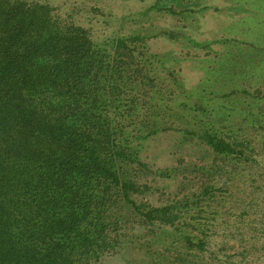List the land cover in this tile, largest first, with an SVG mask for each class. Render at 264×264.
Listing matches in <instances>:
<instances>
[{"label": "trees", "instance_id": "trees-1", "mask_svg": "<svg viewBox=\"0 0 264 264\" xmlns=\"http://www.w3.org/2000/svg\"><path fill=\"white\" fill-rule=\"evenodd\" d=\"M260 1L242 5L236 36L203 42L170 28L100 42L50 2L0 0V264H98L124 248L154 264H246L255 249L264 264L263 216L246 220L249 206L264 211ZM194 9L149 0L142 12ZM183 37L203 54L152 46ZM166 133L206 153L197 185L185 176L161 202L144 178L179 168H152L141 145ZM258 182L250 203L238 195Z\"/></svg>", "mask_w": 264, "mask_h": 264}, {"label": "rangeland", "instance_id": "rangeland-1", "mask_svg": "<svg viewBox=\"0 0 264 264\" xmlns=\"http://www.w3.org/2000/svg\"><path fill=\"white\" fill-rule=\"evenodd\" d=\"M41 1L50 2L58 7L59 13L63 17L70 18L76 23L89 28L93 37L100 42L108 41L119 35L134 32L152 34L170 28L175 29L177 32L185 33L198 41H212L224 36L239 35L240 29L236 27L238 18L249 14L248 11L242 8V5L247 3L248 0H178L181 6H193L195 8L187 17H172L165 12H150L149 14H144L142 10L148 5L149 0ZM260 3L264 4V0H261ZM152 46L158 52L166 53L169 49L179 50V53L183 52L184 55L189 57H196L204 52V50H196L193 44L189 42V39L184 37L178 43H168V40L164 38L154 39L152 40ZM190 62L191 60L184 61L183 66L186 75L190 79H193L197 72L189 68ZM205 153L206 151L203 146L192 142L182 144L180 142V136L175 133L159 134L156 137L144 141L141 145L142 158L152 168H179L174 178L171 179L154 177L153 175H148L144 178L154 188L153 190L155 192L151 195V198L166 202L168 195L174 190H178V185L181 181L185 180V176H187L186 182L189 186L197 185V172L194 165L195 163H201L202 156ZM257 184V188H255L241 183L238 195L242 198H247L248 196L247 202L250 203L252 196H249V194L252 191H256L258 196L261 192L259 190L261 182ZM234 190V192L237 191L236 188ZM260 198L263 203L262 197ZM226 206L227 209L230 208V204ZM250 207H248L251 210L250 212H257V214H253L251 217L247 214L246 220L251 219L253 221L256 216L259 218L263 216L260 220L264 221V211H260L257 205L253 209ZM247 221L245 222L246 224ZM256 224V221L252 222V225ZM227 233H229V230ZM235 235L240 238L238 233ZM223 238L224 236L220 235L216 237L213 243L214 249L218 248L222 240H224ZM251 242H254V239ZM251 251V254L248 256L249 261L246 264H261V253H255V249H251ZM229 252H232V250ZM240 258L241 256L238 255L237 259ZM98 264L154 263L153 259L145 250H137L130 253L128 248H124L118 254L104 256Z\"/></svg>", "mask_w": 264, "mask_h": 264}]
</instances>
